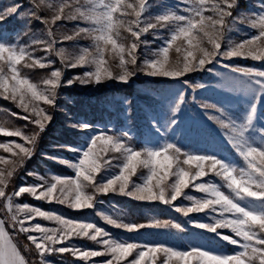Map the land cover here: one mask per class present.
I'll use <instances>...</instances> for the list:
<instances>
[{
    "label": "snow or ice",
    "instance_id": "snow-or-ice-1",
    "mask_svg": "<svg viewBox=\"0 0 264 264\" xmlns=\"http://www.w3.org/2000/svg\"><path fill=\"white\" fill-rule=\"evenodd\" d=\"M239 3L240 0H178L176 4L158 6L160 10L155 14L152 0H28L27 10L13 0L0 9V25L9 18L22 22L15 41L6 38L0 27V98L26 113L21 116L7 109L10 116L35 126L27 134L23 128L10 127L8 119H0V136L23 141L0 142V149L10 154L0 155V264H56L50 257L66 253L83 264H264V124L257 126L258 119H264V112L258 116V106L264 104L262 69L222 64L228 73H216L221 77L219 87L245 97L246 107L240 115L223 106L201 105L216 113L208 119L224 130L226 142L242 163L215 154L184 151L171 142L137 149L123 139L128 137L127 132L93 134L90 123L70 121L67 127L85 133L84 138L78 145L56 147L73 153V157L43 155L71 169L74 175L28 172L26 175L36 183L23 180L8 191L17 171L34 156L39 137L52 121L49 109L56 107L60 87L77 82L98 85L110 80L126 84L137 72L179 80L189 73L212 72L208 65L233 58L264 62V3L259 12L246 15H241ZM33 22L43 27L33 32ZM73 22L74 26L65 30ZM244 28L255 30V34L239 42L230 37L233 31L242 32ZM150 32L160 45L149 53L150 42L142 37ZM23 37H28L27 43ZM81 39L89 40L90 45L80 46ZM66 42H73L71 52L63 46ZM38 50L47 55L37 57ZM172 51L175 59L170 56ZM141 55L144 59L138 65ZM52 57L59 59L61 68L54 67ZM77 67L86 70L62 81L65 70ZM36 68L52 70L34 82L29 72ZM189 86L193 90L206 87L202 83ZM184 100V93H178L173 114L180 111ZM139 170L146 173L142 172L137 182L133 178ZM210 176L219 182L205 179ZM189 189L200 195L190 194ZM24 194L76 211L94 209L98 196L113 194L142 203H159L185 217L204 213L209 218L207 222L193 218L189 223L214 234L233 250L195 246L178 249L162 243L120 239L94 222L66 218L17 202ZM96 215L107 225L128 233L145 228L183 231L180 223L169 220L139 223L100 211ZM38 217L55 226L33 223ZM6 224L26 235L30 243L24 245V252L36 259L22 254ZM74 239H86L98 248L72 244ZM97 257L105 259L95 260Z\"/></svg>",
    "mask_w": 264,
    "mask_h": 264
},
{
    "label": "rangeland",
    "instance_id": "rangeland-1",
    "mask_svg": "<svg viewBox=\"0 0 264 264\" xmlns=\"http://www.w3.org/2000/svg\"><path fill=\"white\" fill-rule=\"evenodd\" d=\"M241 1L244 2L239 7L241 15L259 12L262 3H264V0ZM18 2L25 6L24 10H27L28 0H18ZM177 2L178 0H152V11L155 14L160 10L158 6L164 4L172 5ZM12 3L13 0H0V9H3L5 6ZM180 7L183 8L184 5L181 3ZM74 23L75 22L68 23L65 30H70L74 26ZM0 27L5 30L6 38L15 41L17 34L22 30V22L18 18H9L0 25ZM42 27L43 25L39 22L32 23L33 32H38ZM253 34H255V30L244 28V31L242 32L233 31L229 35L234 41L239 42ZM123 35L127 34L124 33ZM161 35H166V33L162 32ZM142 39L150 42V47L147 50L149 53L152 50L157 49L160 45V40H154L151 32L143 36ZM23 42L27 43L28 37H23ZM79 45L89 46L90 41L81 39L79 40ZM63 46L67 47L69 52L73 50V42H66ZM140 52L144 53L145 49L141 47ZM35 55L39 57L47 54L38 50ZM175 55L174 51L170 53L172 59H175ZM52 58L54 59V57ZM143 59L144 56L141 55L138 59V65L143 62ZM222 64L254 67L264 70V62L253 61L250 58H233L230 60H222L220 64L214 63L208 65L209 68H212V72L201 71L189 73L186 76L181 77L179 80L168 77H152L145 75L143 72H137V74L126 83L134 86L135 92L133 96L116 94L103 99H98L96 97L100 88L125 83L110 80L98 85H81L77 82L71 86H64L67 88H76L80 92V95L69 96L58 91L57 105L55 108L49 109L53 116L51 121L53 130L48 132L47 130L44 131L45 135L43 136L41 145L35 150V156L31 161V164L19 175L15 187H18L23 180H27L30 184L37 182L32 177L26 175L28 172L38 173L41 176H50L51 174H59L61 176L74 175L71 169L58 163H54L52 160L45 159L43 155H58L69 159L73 157V153L56 147L57 145L65 144L78 145L84 138L85 133L77 132L67 127V124L70 121L90 123L92 129L89 131L93 134L106 132L109 135H120L127 132L128 137H123V139L126 143H130L137 149L142 147H155L165 142H171L180 146L184 151L199 154H215L227 158L230 161L242 163L231 146L226 142L224 130L208 119L209 115H214L216 113L212 109H204L201 107L202 104H215L218 107L223 106L229 109L237 116L240 115L246 107L245 97L242 93L218 86L221 83V77L216 76V73H228V69L223 68L221 66ZM54 67L58 68L57 66ZM51 70V68H48V72L37 78L29 75L34 82H38ZM85 70L86 68L84 67L67 69V71L65 70L63 73L62 81H66L77 75H82ZM136 78H144L147 80L157 79L159 83H153L150 85L138 84ZM184 80H187L188 84H185ZM198 83H202L206 87L193 90V87L189 86H194ZM180 92L184 93L185 100L181 105L180 111L173 114L171 109L174 106L177 94ZM42 106L46 108L48 107L46 105ZM89 106L94 108L96 117L84 115L83 111L88 110ZM13 112H17L21 116L26 115L22 109L18 108L14 109ZM260 112H264V104L258 106V116ZM100 118L102 120H100ZM20 120L23 125L9 124V126L23 128L27 134H30L35 129L34 125L28 124V121L23 119ZM173 120L175 123H171ZM262 124H264V119H258L257 126ZM26 125L27 127H25ZM135 140H140V147L135 145ZM11 141L23 143L18 137L0 136V142ZM0 155L10 156L9 153H4L2 149H0ZM142 172L146 173V170H139L137 177H134L133 179L139 182L138 177ZM205 179H213L216 182H219L218 178L214 176L206 177ZM187 191L196 196L200 195L199 193L192 192L191 189ZM24 195L30 197L32 201L20 199V197L17 202L28 203L29 205L40 207L43 210L63 215L66 218L94 222L98 226L105 228V230L109 231L113 236L120 239L135 240L142 243L152 244L162 243L178 249H186L195 246L225 252H231L233 250V246L220 241L219 238L214 236V234L207 233L201 229H196L191 223H189V220L193 218L207 222L209 218L204 213H192L188 217H185L180 213H176L168 206L159 203H142L125 196L113 194L98 196L94 209L76 211L65 205H60L55 202L47 203L45 201L35 200L28 194ZM180 202L184 204L189 203L187 201H178L177 203ZM136 204H143L142 208L136 209ZM130 207L132 208L131 210ZM98 211L114 217L118 216L125 219V221L133 220L139 223H148L152 219H159L161 221L169 220L174 223H180L183 227V231L174 228H145L141 229L138 233H128L124 230L116 229L111 225H107L98 215H96V212ZM137 217L144 218L138 221L139 219ZM36 222L45 226H55L52 222L45 221L39 217L33 221V223ZM222 231L225 234H230L228 230ZM9 235L11 236L10 232ZM24 236L26 237V235ZM71 243L75 245H83L90 249L98 248L97 245L86 239H74ZM50 259L56 261V264H61V262L62 264H83L81 261L74 260V258L67 253L62 256L57 255L50 257ZM94 259L103 260L105 258L97 257Z\"/></svg>",
    "mask_w": 264,
    "mask_h": 264
},
{
    "label": "trees",
    "instance_id": "trees-1",
    "mask_svg": "<svg viewBox=\"0 0 264 264\" xmlns=\"http://www.w3.org/2000/svg\"><path fill=\"white\" fill-rule=\"evenodd\" d=\"M243 3L244 2H242L240 0L239 7ZM54 60L56 61L54 66H57L58 68H61L62 65L60 64V61L56 57H54ZM46 72H48V68H46V69L36 68V69L30 71L29 74L32 75L33 77L37 78V77L45 74ZM136 81H137L138 84H145V85H147V84L150 85V84H153V83L154 84L155 83H159L157 79L147 80V79H144V78H136ZM58 91L62 92V93H65V94H67L69 96H78V95H80V92L74 87L67 88V87L62 86V87H60L58 89ZM134 92H135V88H134V86L132 84H115V85H112V86L100 88L98 90V92H97V96L96 97L98 99H103V98H107L109 96H113V95H116V94H123V95H127V96H133ZM7 109H11V111L13 112V110L17 109V108L11 102L0 98V118L1 119H8L10 121V125H23L20 119H17L15 117L10 116L7 113V111H6ZM83 113L86 116L96 117L95 116V110H94V108L92 106H89L88 110L83 111ZM100 120H102V119L100 118ZM46 130H47V132L53 130V125H52L51 122L47 124ZM44 135L45 134L43 132L41 134V136L39 137L37 145H36V149H37V147L39 145H41V142L43 141V136ZM134 143H135V145L137 147H140V144H141L140 140L139 141L135 140ZM34 156L30 160H27L26 163L24 164V166L17 171V173L15 174V178L11 181V183L9 185V188H8L9 192H11L13 187H15V185L17 184V181H18V178H19V175L21 174V172L26 167H28L31 164V161L33 160ZM20 199H25V200H28V201H32L30 199V197H28L27 195H23ZM142 205L143 204H136L135 207H136V209H141ZM150 206H152V205H150ZM131 209L132 208L130 207V210ZM157 209H160V208H157ZM2 215H3V213L0 212V216H2ZM137 218L139 219L138 221H140V219L142 220L144 217H137ZM6 228H7V231L10 232V234H11L14 242L17 244L18 248H20L22 254H24L29 259H36V257L34 255L29 256L28 253L24 252V245L30 243V242L27 241L26 237L24 235H22V234H18L16 231H14L7 224H6Z\"/></svg>",
    "mask_w": 264,
    "mask_h": 264
},
{
    "label": "crops",
    "instance_id": "crops-1",
    "mask_svg": "<svg viewBox=\"0 0 264 264\" xmlns=\"http://www.w3.org/2000/svg\"><path fill=\"white\" fill-rule=\"evenodd\" d=\"M8 234H9V232H8ZM10 236V235H9ZM10 238L12 239V237L10 236ZM12 241H14L13 239H12Z\"/></svg>",
    "mask_w": 264,
    "mask_h": 264
}]
</instances>
